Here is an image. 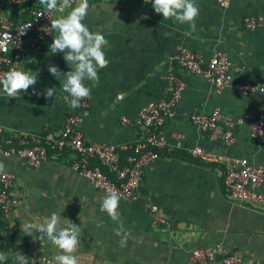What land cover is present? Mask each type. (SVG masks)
Instances as JSON below:
<instances>
[{"label":"crops","instance_id":"crops-1","mask_svg":"<svg viewBox=\"0 0 264 264\" xmlns=\"http://www.w3.org/2000/svg\"><path fill=\"white\" fill-rule=\"evenodd\" d=\"M195 2L199 16L196 30L191 31L187 24L164 20L152 1L89 0L83 23L109 41L104 49L109 64L98 71V84L85 81L91 98L81 100L76 109L65 102L63 78L59 81L48 71L49 65L62 73L71 70L63 53L46 55L56 31L52 29L40 48L30 39L21 71L38 75V81L16 98L7 97L0 86V125L5 134L59 133L69 115L82 113L79 128L85 140L133 142L140 134L134 122L140 110L171 96L167 65L182 46L202 55L204 68L213 55L223 53L238 81L264 80V24L260 20L264 19V0H229L227 6L217 0ZM16 8L7 6L2 15L10 17ZM68 11L56 12L53 19ZM175 72L185 87L175 116L163 130L181 157L163 151L147 168L138 190L140 199L120 198L123 228L131 233L126 247L120 246V237L115 235L119 225L100 210L106 194L76 172L65 155L40 166L12 156L0 158L6 171L16 175L13 192L19 199L7 214V233L14 239L9 264H15V252L34 264H57L50 241L34 240L21 230V223L37 224L52 212L61 216V227L68 220L81 226L78 264H198L192 262L195 249L213 252L218 247L241 255L239 264H264V201L255 205L231 198L223 186V164L189 155V149L201 146L213 155L264 165V143L251 135L264 111V93L243 95L234 87L219 89L201 74L185 71L177 61ZM52 87L55 94L46 99L45 92ZM33 88L39 95L33 94ZM215 109L234 123L232 142L224 139L225 120L216 128L200 130L189 118L190 112ZM259 191L264 195V181ZM221 260L222 255L207 264H223Z\"/></svg>","mask_w":264,"mask_h":264},{"label":"built area","instance_id":"built-area-1","mask_svg":"<svg viewBox=\"0 0 264 264\" xmlns=\"http://www.w3.org/2000/svg\"><path fill=\"white\" fill-rule=\"evenodd\" d=\"M140 1L147 2V0ZM217 1L223 6L229 3V0ZM7 6L20 9L17 14L20 20L15 21L3 16L4 8L0 3V77L12 69L21 71L24 52L30 39L36 43V47H42L52 34L51 20L56 13L53 12L49 18L47 14L42 15L46 12V8L35 0H10ZM65 10L67 9L59 12ZM24 14L28 18L24 19ZM260 20L264 24V19ZM248 21L251 22L252 27L255 25L254 20ZM176 61L185 71L201 74L219 89L234 87L243 95H248L260 92V89L254 92L252 89L264 85V80L238 81L230 72L232 63L223 53L213 55L204 68L202 55L182 46L169 59L167 65L165 78L171 96L148 103L140 110L134 121L140 131L135 141L118 144L87 141L79 128L83 115L75 113L67 117L59 133L46 131L44 134L6 135L4 127L0 125V158L16 156L25 159L33 166H40L51 158H57L59 153H64V157L72 161L71 167L87 178L99 191L107 194L115 190L125 201L139 200L138 190L147 168L152 166L163 151L171 152L175 149L169 143L163 128L166 122L175 116L178 101L185 87L183 79L175 72ZM189 118L200 130L216 128L218 122L223 119L228 127L224 139L227 142H232L234 139V123L230 118L224 117L219 109L212 112L193 111L189 113ZM123 120L130 121L127 117ZM251 135L264 143V111L255 121ZM50 151L54 153L50 155ZM189 155L223 164V186L231 198L255 205L264 201V195L259 191L264 181V165H253L247 158H225L213 155L201 146L189 149ZM104 169L111 176L106 174ZM6 173L7 175L0 176V210L8 214L18 206L19 199L13 192L16 175L8 171ZM150 207L153 211L157 210L156 206ZM220 255L223 264H239L243 261L237 252L228 253L218 247L213 252L195 249L192 252V262L207 264Z\"/></svg>","mask_w":264,"mask_h":264},{"label":"clouds","instance_id":"clouds-1","mask_svg":"<svg viewBox=\"0 0 264 264\" xmlns=\"http://www.w3.org/2000/svg\"><path fill=\"white\" fill-rule=\"evenodd\" d=\"M46 8L43 13L49 16L53 12L70 8L66 15L51 20V28L57 35L49 45L46 55L63 53V59L70 67V71L62 73L57 66L49 65L48 71L60 81L61 87L67 95L65 102L72 109L80 106L81 100L91 98V88L85 84L89 81L93 86L99 83L98 71L108 66L104 49L109 46V41L99 32H92L83 23L88 15L89 0H39ZM149 2V0H147ZM75 5L72 7V5ZM152 7L157 14H162L164 20L171 19L174 23L187 24L191 31L196 30V19L199 16V7L195 0H152ZM38 81V75L31 71L25 72L12 69L0 77L2 92L9 98H16L20 92L27 93L31 86ZM264 93V85L253 88ZM33 94L35 92L33 88ZM54 87L48 88L45 98L54 96ZM7 175L5 165L0 162V176ZM120 196L112 190L102 199L100 210L106 212L114 223L119 226L115 235L120 237V246L126 247L127 239L131 233L123 228L118 211ZM61 216L52 212L49 216L39 218V223L25 221L21 223V230L25 235L35 237L40 242L47 239L56 250L54 260L57 264H78L77 251L80 244L82 228L68 220L67 225L61 227ZM36 233L39 235L37 236ZM15 264H34L26 255L15 252ZM8 256L0 252V264H5Z\"/></svg>","mask_w":264,"mask_h":264},{"label":"trees","instance_id":"trees-1","mask_svg":"<svg viewBox=\"0 0 264 264\" xmlns=\"http://www.w3.org/2000/svg\"><path fill=\"white\" fill-rule=\"evenodd\" d=\"M34 1V0H31ZM38 3L39 0H35ZM0 3L2 4V7L5 8L7 5L10 4V0H0ZM20 9L17 7L13 14L10 16L11 19H14L15 21H19L20 18L18 17ZM23 18L26 19L28 18L26 14L23 15ZM54 153V151H50V155ZM171 154H176L181 157L180 152L175 151V149L171 152ZM64 153H59L58 157L64 156ZM210 165H214L212 163H209ZM105 173L111 176L106 169H104ZM7 225H8V219H7V214H5L3 211L0 210V252H4L7 256L9 255V252L12 250L14 247V239L12 235H9L7 233ZM11 262L10 259H7L5 261V264H9Z\"/></svg>","mask_w":264,"mask_h":264}]
</instances>
